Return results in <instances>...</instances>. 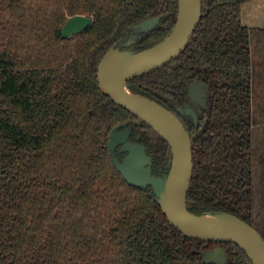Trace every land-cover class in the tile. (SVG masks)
I'll return each instance as SVG.
<instances>
[{
    "label": "trees",
    "instance_id": "obj_1",
    "mask_svg": "<svg viewBox=\"0 0 264 264\" xmlns=\"http://www.w3.org/2000/svg\"><path fill=\"white\" fill-rule=\"evenodd\" d=\"M245 1L202 0L186 50L127 88L174 112L191 82L209 87L207 121L190 133L188 209L234 215L264 239V28L242 24ZM177 14L178 0H0V264H201L206 243L171 226L150 187L123 179L108 142L132 124L156 177L169 172L171 148L97 78L131 26L162 17L141 51L172 32ZM75 16L93 24L64 39ZM226 247L228 264H252Z\"/></svg>",
    "mask_w": 264,
    "mask_h": 264
},
{
    "label": "water",
    "instance_id": "obj_2",
    "mask_svg": "<svg viewBox=\"0 0 264 264\" xmlns=\"http://www.w3.org/2000/svg\"><path fill=\"white\" fill-rule=\"evenodd\" d=\"M202 18V0H178V15L174 29L161 42L141 51L110 49L97 67L99 86L105 96L136 119L148 125L171 148L169 172L163 177L152 173V158L142 144L129 141L131 130L127 124L115 127L108 147L113 164L132 187H150L163 214L171 226L191 239L205 242L232 243L242 249L252 264H264V240L249 224L228 213L193 214L187 206V196L193 173L192 142L181 119L172 111L147 97L134 94L128 82L152 73L176 60L187 48ZM159 20L143 22L133 29L149 32ZM93 19L86 16L70 18L62 29L64 39L87 31ZM131 41L123 48H129ZM206 86L195 82L189 87L192 100L206 96ZM125 131L121 132V129ZM120 149L118 150V148ZM118 154H126L122 162ZM221 249L202 254L203 264H226Z\"/></svg>",
    "mask_w": 264,
    "mask_h": 264
},
{
    "label": "flooded vegetation",
    "instance_id": "obj_3",
    "mask_svg": "<svg viewBox=\"0 0 264 264\" xmlns=\"http://www.w3.org/2000/svg\"><path fill=\"white\" fill-rule=\"evenodd\" d=\"M242 8H243V5H242ZM90 18H92V17H90ZM155 19H158L159 22L149 32H145V33L143 32L142 33V32H138L135 29H133L135 26H137V25H139V24H141L143 22L152 21V20H155ZM161 19H162L161 16H156V17L144 20V21H142V22H140V23H138V24H136L134 26H131L126 31V33L122 36V38L117 42V44L115 45L114 49L120 48L121 50L133 51L134 48L138 45V43L141 42L142 39L146 35L150 34L151 32H153L156 28H158L160 26ZM246 27H248V26H246ZM250 28H264V27H250ZM131 41H134L135 43L132 46H130L129 48H126V49L123 48L125 44H127V43H129ZM195 82L201 83V84L206 86V89H205L206 90V96L205 97L202 96L201 99H199V101L192 100L191 97H190V94H189V87H190L191 84H193ZM182 98L180 100H176V101L174 100V102L172 104V107L174 108L173 111L181 119V121H182L183 125L185 126V128H186L187 132L189 133V135L192 132L193 133H197V132H199L201 130L203 123H206L207 116L209 115L210 89H209V87L206 84H204L202 82L193 81V82H191L188 85L186 93L183 95ZM125 124H127L128 125V129L131 130V135H130L129 141L131 143H137V144H142L143 145V143L141 142V136L137 132L133 131L134 130L133 129V125L129 124V123H125ZM120 131L123 132V131H125V129L123 128ZM190 138H191V135H190ZM191 142H192V140H191ZM119 149H120V147L118 148V150ZM192 153H193V146H192ZM121 155L123 156V159L126 157V154H121ZM193 169H194V165H193ZM192 175H193V173H192ZM191 180H192V177H191ZM239 219H241V218H239ZM203 242H205V241H203ZM205 243H206V245H204V248L199 252V254L201 256V262H200L201 264H203L202 263V254L203 253H211V252H213L216 249H221L225 253V255L227 257L226 264L229 263V252H228V249H227L226 246L227 245H235V244L225 243V242H205ZM210 264H212V263H210Z\"/></svg>",
    "mask_w": 264,
    "mask_h": 264
},
{
    "label": "rangeland",
    "instance_id": "obj_4",
    "mask_svg": "<svg viewBox=\"0 0 264 264\" xmlns=\"http://www.w3.org/2000/svg\"><path fill=\"white\" fill-rule=\"evenodd\" d=\"M242 23L248 27H264V0H247L242 8Z\"/></svg>",
    "mask_w": 264,
    "mask_h": 264
}]
</instances>
